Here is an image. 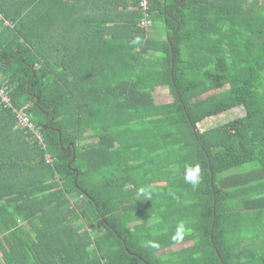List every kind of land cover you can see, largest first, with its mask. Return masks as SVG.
Returning a JSON list of instances; mask_svg holds the SVG:
<instances>
[{
    "label": "trees",
    "instance_id": "trees-1",
    "mask_svg": "<svg viewBox=\"0 0 264 264\" xmlns=\"http://www.w3.org/2000/svg\"><path fill=\"white\" fill-rule=\"evenodd\" d=\"M149 2L163 40L133 0L84 50L52 47V0H0V264H264V0Z\"/></svg>",
    "mask_w": 264,
    "mask_h": 264
},
{
    "label": "crops",
    "instance_id": "crops-1",
    "mask_svg": "<svg viewBox=\"0 0 264 264\" xmlns=\"http://www.w3.org/2000/svg\"><path fill=\"white\" fill-rule=\"evenodd\" d=\"M133 5V0H52V31L48 32L52 36V47L71 48L80 44L87 50L102 46L98 37L112 36L121 18L128 19L134 13ZM77 15L81 21L79 31L71 27ZM148 36L163 40L165 33L162 27L154 25Z\"/></svg>",
    "mask_w": 264,
    "mask_h": 264
},
{
    "label": "built area",
    "instance_id": "built-area-1",
    "mask_svg": "<svg viewBox=\"0 0 264 264\" xmlns=\"http://www.w3.org/2000/svg\"><path fill=\"white\" fill-rule=\"evenodd\" d=\"M149 6L150 2L149 0H140L139 7L140 11L143 14V19L139 23L140 28L145 30H150L152 27V22L149 17ZM12 102L10 100V97L7 93V90L5 88H0V105H3L5 108H12ZM17 124L26 129L27 132L33 134L40 142V144L45 147L44 141L40 136L39 130L32 124L31 122V116L28 115L26 108L22 110H13ZM46 160L49 164H52V158L50 155L47 154Z\"/></svg>",
    "mask_w": 264,
    "mask_h": 264
},
{
    "label": "clouds",
    "instance_id": "clouds-1",
    "mask_svg": "<svg viewBox=\"0 0 264 264\" xmlns=\"http://www.w3.org/2000/svg\"><path fill=\"white\" fill-rule=\"evenodd\" d=\"M184 179L194 188L197 187L202 179L200 167L198 165L187 166L185 168ZM137 195L144 196L145 198H147V200H151V192L146 187H140L138 189ZM188 231L189 229L187 227L186 221L184 220L178 221L175 225V231H174V235L172 236V240L179 243L184 239ZM159 246H160L159 243L155 240H148L145 242V247L158 249Z\"/></svg>",
    "mask_w": 264,
    "mask_h": 264
},
{
    "label": "rangeland",
    "instance_id": "rangeland-1",
    "mask_svg": "<svg viewBox=\"0 0 264 264\" xmlns=\"http://www.w3.org/2000/svg\"><path fill=\"white\" fill-rule=\"evenodd\" d=\"M152 27H153V25H152ZM155 99H156V102L158 104H165V103H169V102L173 101L172 96L165 89L158 90L155 94ZM245 115H246V113H245V110L243 109V107H239V108L233 109L231 111H228L224 114H221L219 116L209 118V119L205 120L204 122H202L201 124H199L198 127H199V130L201 132H205V131L211 130L213 128H217L219 126L225 125V124H227L231 121H234L236 119L243 118ZM89 142H91V140ZM78 200H80V199H78ZM78 200L74 199L72 201L74 203H76ZM186 246H188V245H186ZM186 246H183V247H186ZM180 248H182V247H176V248H174V250H179Z\"/></svg>",
    "mask_w": 264,
    "mask_h": 264
}]
</instances>
